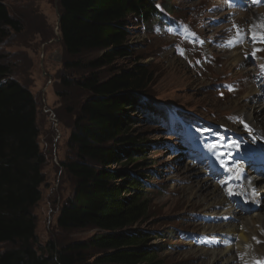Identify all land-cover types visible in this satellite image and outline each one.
I'll list each match as a JSON object with an SVG mask.
<instances>
[{
	"label": "rangeland",
	"instance_id": "rangeland-1",
	"mask_svg": "<svg viewBox=\"0 0 264 264\" xmlns=\"http://www.w3.org/2000/svg\"><path fill=\"white\" fill-rule=\"evenodd\" d=\"M1 1L20 21L21 31L10 32L0 44V54L12 68V77L36 97L38 139L46 158L42 197L33 209L37 247L42 250L54 242L63 248L100 231L94 227L62 229L57 223L61 207L75 189V179L62 162L77 159L69 139L81 105L91 96L80 82L91 74L106 80L120 69L139 63L152 78L143 96L167 110L168 122L151 112L132 109L127 113L129 133L144 144L140 149L145 159L140 167L124 159L112 168L144 175L141 180L147 190L150 216L135 228L156 238L149 247L157 251L164 264H203L202 249L225 248L233 249L238 264H264L262 258L248 255L242 246L233 247L231 235L213 231L237 221L232 217L204 219L225 214L227 205L207 210L201 195H193L199 184L194 190L189 185V177L200 172L188 177L183 171L189 166L203 169L214 177L212 183L227 187L232 181L227 170L233 174L247 171L249 175L254 163L248 157L264 155L263 122L248 117L251 105L264 106V18L257 17H264V0H252L246 9H240L234 0H155L164 18L148 24L133 20L128 42L132 56L95 70L88 64L103 50L73 55L63 44L58 23L60 0ZM246 22L250 25L247 28ZM233 53L240 57L237 63ZM246 96L250 99L245 100ZM229 146L239 148L247 157L238 160L241 157L236 158ZM189 161L193 164L188 165ZM261 210L252 209L247 215ZM261 226L263 235L264 224ZM9 246L0 244V251ZM220 261L217 264L223 263Z\"/></svg>",
	"mask_w": 264,
	"mask_h": 264
},
{
	"label": "trees",
	"instance_id": "trees-1",
	"mask_svg": "<svg viewBox=\"0 0 264 264\" xmlns=\"http://www.w3.org/2000/svg\"><path fill=\"white\" fill-rule=\"evenodd\" d=\"M60 4L59 29L68 53L103 50L88 64L94 70L132 56L128 42L133 20L148 24L164 18L155 0H60ZM12 30L21 31V23L0 0V44ZM3 60L0 54V244L10 246L0 251V264H164L149 247L156 238L135 228L150 216L144 175L112 168L124 159L140 167L145 159L140 149L144 144L129 133L128 111L166 118V109L143 96L152 81L148 69L138 63L106 80L91 74L80 82L91 96L81 105L69 139L77 159L62 162L75 179V189L57 223L62 229L100 231L86 241L63 248L49 242L40 250L33 209L42 197L46 158L38 139V104Z\"/></svg>",
	"mask_w": 264,
	"mask_h": 264
},
{
	"label": "bare ground",
	"instance_id": "bare-ground-1",
	"mask_svg": "<svg viewBox=\"0 0 264 264\" xmlns=\"http://www.w3.org/2000/svg\"><path fill=\"white\" fill-rule=\"evenodd\" d=\"M246 15L247 14H245V16ZM257 17L264 18L263 16H257ZM248 26L250 25L246 22L245 27L247 28ZM233 57H234V63H237L240 57H238L234 53H233ZM253 94L255 95V93ZM261 97L262 96H260V98ZM260 98L257 99L259 100ZM244 99L248 100L250 99V97L246 96V98ZM233 106L237 107L238 104H234ZM242 108H247V107L243 106ZM242 111H245V109H243ZM252 116H253L252 121L262 120L263 122L262 125L264 126V106L263 105L261 106V103L259 104L254 103V105H251L250 114L248 115V117L250 118ZM245 124L247 127L257 132V130L251 125L247 123ZM230 150H234V148L230 147ZM235 156L236 158H240L241 151L237 150ZM189 164L191 165L193 163L189 161L188 165ZM183 171L185 172L186 175H188V177L191 174H196L200 172L199 175H193L189 177L191 179L189 185H192L190 188L194 190L195 185L199 184L198 187L197 186L195 187V191L193 195L195 197L196 195H201L200 198H202L204 203H206L207 210L220 207L223 204L227 205V211H225V214L207 216L204 219H208V220L212 219L218 221V220H226L228 217H232V219H235L237 221V222H233L230 225L226 224L224 226L216 227L213 229V231L227 233L228 235H231L235 239V244L233 247L242 246L245 249L244 252H246L248 255L251 256V254L253 253L252 256H258L264 260V234L262 235L261 233L262 232L261 224H264V180L258 181L256 178L255 179L252 178L251 174L248 175L247 171L245 172L241 171L237 174H233L231 173V171L227 170L226 171L227 174H231L230 177L232 178V181L228 184L227 187H223L221 185L212 183V178L214 177L211 176V174L205 172L203 169L202 170L195 169V167L189 166L188 168H184ZM204 179H206L207 181ZM245 199H247L246 201L247 204L245 203ZM262 208L263 210H261L258 214L247 215V213L252 209L258 211ZM201 251H202L201 256L204 257L203 259L204 261L202 262L203 264H206L205 263L206 260L207 261L209 260L207 262L208 264H217L218 261L221 262L220 260H223L222 264H238L236 259V254H234L232 248L216 249V250L202 249ZM245 256L247 257V255Z\"/></svg>",
	"mask_w": 264,
	"mask_h": 264
},
{
	"label": "water",
	"instance_id": "water-1",
	"mask_svg": "<svg viewBox=\"0 0 264 264\" xmlns=\"http://www.w3.org/2000/svg\"><path fill=\"white\" fill-rule=\"evenodd\" d=\"M61 17H62V15L60 14L59 15V21H58L59 25H60Z\"/></svg>",
	"mask_w": 264,
	"mask_h": 264
},
{
	"label": "snow or ice",
	"instance_id": "snow-or-ice-1",
	"mask_svg": "<svg viewBox=\"0 0 264 264\" xmlns=\"http://www.w3.org/2000/svg\"><path fill=\"white\" fill-rule=\"evenodd\" d=\"M253 55H254V53H253ZM262 67H264V66H262Z\"/></svg>",
	"mask_w": 264,
	"mask_h": 264
}]
</instances>
